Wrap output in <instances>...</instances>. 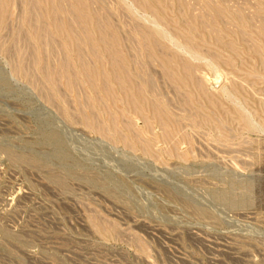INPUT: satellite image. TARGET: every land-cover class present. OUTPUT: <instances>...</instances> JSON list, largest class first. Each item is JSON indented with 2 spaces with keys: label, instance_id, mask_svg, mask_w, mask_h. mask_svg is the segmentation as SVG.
<instances>
[{
  "label": "rangeland",
  "instance_id": "374dc122",
  "mask_svg": "<svg viewBox=\"0 0 264 264\" xmlns=\"http://www.w3.org/2000/svg\"><path fill=\"white\" fill-rule=\"evenodd\" d=\"M56 1L0 0V264H264V0Z\"/></svg>",
  "mask_w": 264,
  "mask_h": 264
},
{
  "label": "bare ground",
  "instance_id": "6f19581e",
  "mask_svg": "<svg viewBox=\"0 0 264 264\" xmlns=\"http://www.w3.org/2000/svg\"><path fill=\"white\" fill-rule=\"evenodd\" d=\"M56 1V0H55ZM51 2V0H50ZM51 5V20H52V23L54 24L55 28L56 29H59V30H63V28H67V24H63L59 21V15L61 12H65L67 14H71L70 11H65L62 9L61 5H60V0H57L56 2L54 3H50ZM1 7V6H0ZM160 10V9H159ZM65 17V16H64ZM94 17V16H93ZM75 19V17H74ZM77 20V19H76ZM94 20V18H93ZM65 21V20H64ZM83 22H85V19L83 18L82 19ZM90 22V20H89ZM107 23V22H106ZM76 24V23H75ZM106 26V25H105ZM69 28V27H68ZM100 29V28H99ZM100 31V30H99ZM44 35V34H43ZM105 36V35H104ZM104 36L103 34H101L99 32V40H100V44L101 46L106 49L108 52L110 51V46H108V44L105 43L104 41ZM70 38V36H69ZM76 39V38H75ZM113 42V41H112ZM115 43V42H114ZM82 44V43H81ZM77 46H79V42H77ZM83 46V45H82ZM81 47V46H80ZM79 48V47H78ZM83 64V63H82ZM112 70H111V75L109 76L110 79L109 82H108V85L105 86L106 87V92L108 95H112L113 94V86L112 84L110 83H114L117 87H123L122 85L123 84H127L129 86V90H123V94L125 95L126 97V101H127V104L129 106H134V105H137L138 103V100L140 99V90L136 88V86L134 85L133 81L129 78L128 76V73L125 71V65L123 63L122 60L120 59H116L114 57V60H112ZM87 69V68H86ZM85 69V66H83V70L85 72H87ZM89 74V73H88ZM91 74V73H90ZM94 77H96V75L92 74ZM70 79V78H69ZM70 83L73 84L74 82L72 81V79H70ZM134 87L133 89L131 87ZM134 94V95H133Z\"/></svg>",
  "mask_w": 264,
  "mask_h": 264
}]
</instances>
